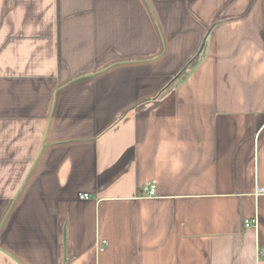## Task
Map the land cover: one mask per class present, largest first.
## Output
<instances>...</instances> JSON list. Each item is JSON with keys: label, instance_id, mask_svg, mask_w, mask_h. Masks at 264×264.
<instances>
[{"label": "crops", "instance_id": "obj_1", "mask_svg": "<svg viewBox=\"0 0 264 264\" xmlns=\"http://www.w3.org/2000/svg\"><path fill=\"white\" fill-rule=\"evenodd\" d=\"M259 188L264 0H0V264H264Z\"/></svg>", "mask_w": 264, "mask_h": 264}, {"label": "built area", "instance_id": "obj_2", "mask_svg": "<svg viewBox=\"0 0 264 264\" xmlns=\"http://www.w3.org/2000/svg\"><path fill=\"white\" fill-rule=\"evenodd\" d=\"M156 191H157V182L152 181V182L148 183L144 187L145 198H154L156 196ZM257 193H264V189L263 188L257 189ZM89 198L90 197L88 194H83L80 196V199H82V200H88ZM244 224H245L246 228H251V227L256 228L258 226V221L256 218L247 219V220H245ZM107 246H108L107 241H99L96 245L97 253L104 252L106 250ZM256 251H257V256H259V257L264 256V245H260L258 243Z\"/></svg>", "mask_w": 264, "mask_h": 264}, {"label": "trees", "instance_id": "obj_3", "mask_svg": "<svg viewBox=\"0 0 264 264\" xmlns=\"http://www.w3.org/2000/svg\"><path fill=\"white\" fill-rule=\"evenodd\" d=\"M200 59L199 58H196L194 59L187 67L185 70H183L179 75H177L175 78H176V81L175 82H181V81H184L187 76L189 75L190 71L195 68L198 63H199ZM174 85H172L171 87H173Z\"/></svg>", "mask_w": 264, "mask_h": 264}, {"label": "rangeland", "instance_id": "obj_4", "mask_svg": "<svg viewBox=\"0 0 264 264\" xmlns=\"http://www.w3.org/2000/svg\"><path fill=\"white\" fill-rule=\"evenodd\" d=\"M186 69V68H185Z\"/></svg>", "mask_w": 264, "mask_h": 264}]
</instances>
